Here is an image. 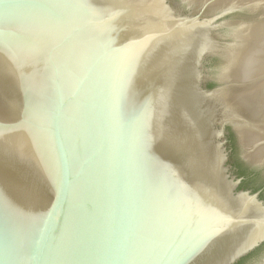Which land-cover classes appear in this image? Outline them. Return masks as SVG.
<instances>
[{
  "label": "water",
  "instance_id": "obj_1",
  "mask_svg": "<svg viewBox=\"0 0 264 264\" xmlns=\"http://www.w3.org/2000/svg\"><path fill=\"white\" fill-rule=\"evenodd\" d=\"M262 243L264 0H0V264Z\"/></svg>",
  "mask_w": 264,
  "mask_h": 264
},
{
  "label": "flooded vegetation",
  "instance_id": "obj_2",
  "mask_svg": "<svg viewBox=\"0 0 264 264\" xmlns=\"http://www.w3.org/2000/svg\"><path fill=\"white\" fill-rule=\"evenodd\" d=\"M229 135V130H228V134H227V136ZM228 148L230 149V147H229V140H228ZM230 153H231V151H230ZM230 163H231V160H230ZM231 165H232V168L234 169V172L236 173V175H238V176H241V177H243L242 175H239L238 174V172L236 171V168H234V166H233V164L231 163ZM244 179V178H243ZM243 179H242V181H243ZM242 181H241V183H242ZM243 188H247V187H243ZM249 189V188H248ZM257 190H260V197H261V188H259V189H257ZM263 246H264V243H262L259 247H257L256 249H254L253 251H251L249 254H247L246 256H244V257H242L241 259H239L237 262H239L240 260H244V259H246L247 257H249V256H251V255H253L254 253H256V252H258L260 249H262L263 248ZM242 261H241V263H242ZM237 262L235 263V264H237ZM241 263H239V264H241Z\"/></svg>",
  "mask_w": 264,
  "mask_h": 264
},
{
  "label": "trees",
  "instance_id": "obj_3",
  "mask_svg": "<svg viewBox=\"0 0 264 264\" xmlns=\"http://www.w3.org/2000/svg\"><path fill=\"white\" fill-rule=\"evenodd\" d=\"M208 87H211V83H209L208 84ZM228 130H229V135H228V140L229 139H232V136H233V133H232V131L230 130V128H228ZM238 174H244V171L243 170H241V169H239L238 170ZM242 186H243V184H242ZM244 186H245V184H244ZM246 187V186H245ZM257 189H259V188H253V191H255V190H257ZM262 198V197H261ZM241 261L242 260H240L239 262H237V264H239V263H241Z\"/></svg>",
  "mask_w": 264,
  "mask_h": 264
}]
</instances>
